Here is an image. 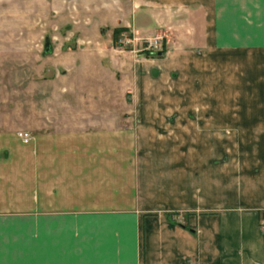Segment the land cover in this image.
<instances>
[{"label":"crops","instance_id":"crops-1","mask_svg":"<svg viewBox=\"0 0 264 264\" xmlns=\"http://www.w3.org/2000/svg\"><path fill=\"white\" fill-rule=\"evenodd\" d=\"M82 1L93 27L188 21L189 50L160 67L94 36L29 100L28 143L1 116L0 264H264V0Z\"/></svg>","mask_w":264,"mask_h":264},{"label":"rangeland","instance_id":"rangeland-1","mask_svg":"<svg viewBox=\"0 0 264 264\" xmlns=\"http://www.w3.org/2000/svg\"><path fill=\"white\" fill-rule=\"evenodd\" d=\"M52 1L44 0L45 4L48 3L46 4L48 7L45 6V8L49 9ZM58 1L64 5L65 10L58 11L57 6L54 5L55 9L40 10L39 8L37 11H32L29 9L28 0H20V6L17 5L16 10L0 9V118L9 116L15 122H22L24 128L18 129L22 130L19 133L30 132L29 100L36 99L37 102L52 100L51 89H54L55 85H63V81L64 83L70 82L71 78L67 76V73L71 71L62 70L65 66L60 64L59 57L74 56L72 52L77 50L95 51L98 44L95 46L94 43H90L94 40V36L101 38L99 45L107 47L105 48L107 51L112 49L139 51L145 57L155 59L160 67L170 62L169 52L174 48L189 50L190 26L188 21L185 22L186 25L178 27L155 25L143 28V30L141 27H125L123 23L116 27L115 25L93 27L92 23L86 22L87 20L85 23L80 22L78 15L80 8L83 7L82 0ZM185 19L182 18L179 21ZM155 32L162 34L164 39L162 55V44L159 49L146 50L145 42L152 38L150 34ZM46 40L51 46V54L44 56ZM80 40L86 42L81 43ZM185 64H182V68H186L183 66ZM69 65L73 67L74 63ZM151 68L156 70L155 65L151 64ZM166 75L168 82H171L169 81L171 76L169 77L168 73ZM116 77L120 80L118 75ZM117 98L123 99V90L120 85ZM133 98L135 99V96ZM38 111L39 115L42 113L38 121L42 119L49 124L53 120L59 121L57 117H49L51 112L47 113L44 106L39 105ZM138 113V108L135 107L134 114ZM58 115L59 125H62V113Z\"/></svg>","mask_w":264,"mask_h":264},{"label":"built area","instance_id":"built-area-1","mask_svg":"<svg viewBox=\"0 0 264 264\" xmlns=\"http://www.w3.org/2000/svg\"><path fill=\"white\" fill-rule=\"evenodd\" d=\"M161 41H162L161 38L157 36L147 39L145 42L146 50L151 51V50L159 49L161 47ZM18 136L23 143H28L30 140V136L28 133H19Z\"/></svg>","mask_w":264,"mask_h":264},{"label":"water","instance_id":"water-1","mask_svg":"<svg viewBox=\"0 0 264 264\" xmlns=\"http://www.w3.org/2000/svg\"><path fill=\"white\" fill-rule=\"evenodd\" d=\"M50 54H51V46L48 43V40H46L45 47H44V51H43V55L44 56H47V55H50ZM159 55H160V53H159Z\"/></svg>","mask_w":264,"mask_h":264},{"label":"trees","instance_id":"trees-1","mask_svg":"<svg viewBox=\"0 0 264 264\" xmlns=\"http://www.w3.org/2000/svg\"><path fill=\"white\" fill-rule=\"evenodd\" d=\"M162 53H161V55L164 53V44H163V46H162V51H161ZM151 54V53H150Z\"/></svg>","mask_w":264,"mask_h":264}]
</instances>
